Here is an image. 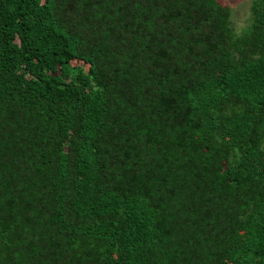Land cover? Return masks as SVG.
I'll use <instances>...</instances> for the list:
<instances>
[{"label":"trees","instance_id":"trees-1","mask_svg":"<svg viewBox=\"0 0 264 264\" xmlns=\"http://www.w3.org/2000/svg\"><path fill=\"white\" fill-rule=\"evenodd\" d=\"M0 264H264V0H0Z\"/></svg>","mask_w":264,"mask_h":264},{"label":"rangeland","instance_id":"rangeland-1","mask_svg":"<svg viewBox=\"0 0 264 264\" xmlns=\"http://www.w3.org/2000/svg\"><path fill=\"white\" fill-rule=\"evenodd\" d=\"M222 5L228 6L231 11V24L233 29L238 32L241 27L247 24L250 15L251 0H218ZM72 64H81L84 68L87 65L78 60H72Z\"/></svg>","mask_w":264,"mask_h":264}]
</instances>
